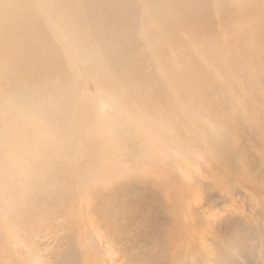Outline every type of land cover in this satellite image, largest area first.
I'll return each mask as SVG.
<instances>
[{
    "label": "rangeland",
    "instance_id": "obj_1",
    "mask_svg": "<svg viewBox=\"0 0 264 264\" xmlns=\"http://www.w3.org/2000/svg\"><path fill=\"white\" fill-rule=\"evenodd\" d=\"M243 1L231 0L224 19L212 17L210 24L198 31L199 36L195 33L201 47L190 38L184 42L186 52L185 47L173 43L163 55H146L150 64L144 56L146 66L137 69L140 82L134 77L127 80L128 88L120 85L128 91L121 98L105 100L103 93L98 94L100 86L95 87L87 76L72 74L67 101H39L43 106L29 111L37 118L35 126L24 119L16 121L15 132L28 140L30 148L15 147L19 150L17 162L3 161L0 155V186L4 184L0 192V264L27 263L15 245L21 238L27 246L36 240L41 253L53 249L57 255L49 253L53 260L48 264H70L69 257L79 249L75 241L78 233L73 231L76 220L73 222L68 212L78 211L85 196L90 200L89 215L119 237L125 257L133 264H170L166 239L172 236L171 229L180 236L182 233L181 223L176 221L174 226L171 216L173 212L182 214V210L216 214L235 209L233 216H224V224L239 223L242 247L252 243L255 254H264V205L254 185L246 188L250 177L264 168V0ZM1 102L0 114L7 116L15 115L21 104ZM0 135L1 141L9 136ZM29 149L38 154L30 173L21 165L29 161ZM161 152L168 156L160 159ZM168 163L174 165V172L162 169ZM218 184L228 189L227 193L215 189L213 185ZM210 189L207 204L205 191ZM114 215L120 221L104 219ZM148 215L158 216L161 222L159 242L151 236L134 240L138 229L130 226L131 235L121 228L123 223L133 225L134 218L142 221V216ZM190 228L183 231L190 233L181 237L195 235L193 239L198 241L201 232L195 234L197 230ZM69 252L71 256L65 258ZM76 260L81 262V258Z\"/></svg>",
    "mask_w": 264,
    "mask_h": 264
},
{
    "label": "bare ground",
    "instance_id": "obj_2",
    "mask_svg": "<svg viewBox=\"0 0 264 264\" xmlns=\"http://www.w3.org/2000/svg\"><path fill=\"white\" fill-rule=\"evenodd\" d=\"M230 1L231 0H0V101H2V105L5 101H18L21 103L15 115L7 116L0 114V132L9 135L8 137L4 135L5 141H1L0 139L1 159L6 162H17L19 159V150H15V147L23 145L30 148L28 140L22 138L19 133L15 132L17 129L16 121L18 119H24L35 126L37 118L30 116L29 111H32L33 107L43 106V102L39 101H60L62 103L63 101H67L70 91L69 84L73 78L72 74L79 78L87 76L94 83L95 87L100 86L101 88H97V90L98 94L103 93V99L117 100L121 98V94H123L124 91L128 92L127 90L123 91L120 85L128 88V86L131 85L130 83L128 85L127 80L129 78L134 79V77V80L138 79V82H140L141 73L137 70L139 68L138 66L142 67L144 63L146 64V62H144L145 59H147L149 64L152 63L151 58H146V55H151L152 53L155 55H163L168 52L170 46H174L173 43L180 46V48L182 47L181 49L185 47L186 52L188 48H186V44L184 43L185 40L194 39L197 41L195 33L198 31L202 32L201 27L209 25L212 17H223L224 19V14L228 9ZM237 4L239 3L237 2ZM240 29L241 27L239 30ZM199 32L197 36H199ZM197 43L199 42L197 41ZM209 44L211 45L210 41ZM162 46L164 47L161 49ZM198 46L201 47L200 43ZM171 51L173 52L174 50ZM187 55L186 53V57ZM186 59H188V57ZM190 60L192 59H189V61ZM163 62L165 61H162L160 65H162ZM72 66L73 68H77V70L69 71V68ZM178 66L179 65H177V67ZM182 66L183 64L181 67ZM196 69H198L199 73V67ZM182 77L180 76V79ZM151 81H153V79ZM177 83L178 82H176V84ZM130 92L133 93V91ZM136 94L138 95L137 91ZM145 94L147 95V93ZM135 97L137 99V96ZM152 107L154 108V106ZM25 150L27 151V149ZM27 156L29 161L27 163H21V165L28 168V173H30L35 166V162L38 160V154L30 150ZM164 156L168 155L166 152H161L159 158L163 159ZM173 167L174 165L172 163H168L162 167V169L174 172ZM9 174L7 175L9 176ZM28 179L29 178H26V180ZM28 181L30 182L31 179ZM3 185L0 186V192L4 191ZM213 186L216 189L219 187V184ZM252 186L259 194L261 204L264 205V168L257 170L253 178L250 177V180L246 182V188H251ZM221 188L227 193L228 189L224 187ZM221 188L219 187V189ZM215 189H213V191ZM208 191L209 194H207ZM210 191L211 189L205 191V200L207 204L208 197L211 196ZM218 192H220V190ZM89 202V196H85L78 211H73L72 213L68 212V216L74 219L73 222L76 220L73 231L78 233L75 240L78 247H75L79 249V251H73V253L75 252L79 257H75V253L72 257L70 253L72 251H70L68 255H65V258L70 254L71 257H69V259L72 258L70 264H78L76 258H81L79 264H133L125 257L123 246H121L120 240L118 241L119 237L109 229H106L107 227L102 228L100 226L101 222L95 221V218L93 219L92 216L89 215ZM222 208H224V206ZM228 210L232 213L218 211L215 214L210 213V211H204V213L198 214V211L194 210L190 212L188 210L187 212H183L184 210H182V214L173 212L171 223L174 226L176 221L181 223V236L188 233L183 232L188 226L192 227L190 229L193 231L194 229L197 230L195 234L200 231L201 235L198 241H194L193 238H195V235H192L191 239L182 238L180 234H177L176 231L171 229L172 236H168L166 239L167 245L170 246L166 252L171 250V253L168 254L169 263L264 264V254H255L256 252H253L254 245L252 243L248 248H245L242 247L243 243L238 241L239 233L237 232L241 231L243 227L239 223H231L230 225L224 224L226 221L224 216H233V213H236L235 209ZM142 218L144 219H142V221H140L141 218L140 220L132 218L134 220L133 225H125L123 223L121 228L127 230L126 232L131 235L130 226H133L135 230L138 229V233L134 232V240H136V237L144 239L149 236L157 242L162 240V235L159 236L161 232L159 225L161 222L158 216L156 218V216L152 217L148 215L142 216ZM104 219H107V221H120L116 215H114L113 219L110 216ZM126 220L127 218L124 219V221ZM48 221L50 222V220ZM97 223L100 224L98 225ZM46 225H44V227H46ZM222 226H224V232L221 230ZM18 233L21 234V232ZM70 233L72 232L70 231ZM221 233L224 235L222 234L223 236H221ZM44 238L45 237H43V239ZM222 240L227 241L219 245ZM213 241L216 242L215 245L212 244ZM36 244L40 243H36L35 240V242H31V246H27L22 238L21 240H15V245L18 246L23 251L24 256L27 257L26 264H48L51 262L53 260L52 255L56 254H53L55 251L53 252V249L45 250L47 248L46 245V248L42 249L48 254L41 253L39 250L40 246ZM60 245L58 247H60ZM71 247L72 246H69V248ZM54 249H56V247ZM67 251L69 250L67 249ZM62 258V260H64L63 256Z\"/></svg>",
    "mask_w": 264,
    "mask_h": 264
}]
</instances>
